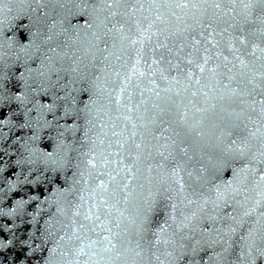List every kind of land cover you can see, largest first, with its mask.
<instances>
[{"label":"snow or ice","instance_id":"1","mask_svg":"<svg viewBox=\"0 0 264 264\" xmlns=\"http://www.w3.org/2000/svg\"><path fill=\"white\" fill-rule=\"evenodd\" d=\"M0 264H264V0H0Z\"/></svg>","mask_w":264,"mask_h":264}]
</instances>
